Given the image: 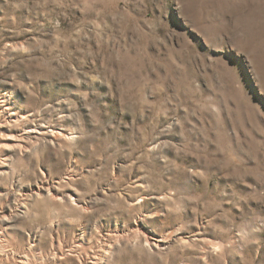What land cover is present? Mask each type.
Segmentation results:
<instances>
[{
    "label": "rangeland",
    "instance_id": "1",
    "mask_svg": "<svg viewBox=\"0 0 264 264\" xmlns=\"http://www.w3.org/2000/svg\"><path fill=\"white\" fill-rule=\"evenodd\" d=\"M0 264H264V0H0Z\"/></svg>",
    "mask_w": 264,
    "mask_h": 264
},
{
    "label": "bare ground",
    "instance_id": "2",
    "mask_svg": "<svg viewBox=\"0 0 264 264\" xmlns=\"http://www.w3.org/2000/svg\"><path fill=\"white\" fill-rule=\"evenodd\" d=\"M158 247H159V246H158ZM112 248H113V247L111 246V247H110V250H111ZM105 254H109V252H105Z\"/></svg>",
    "mask_w": 264,
    "mask_h": 264
}]
</instances>
